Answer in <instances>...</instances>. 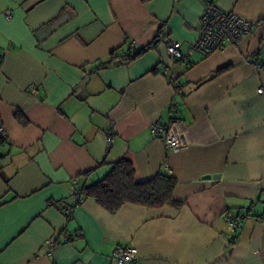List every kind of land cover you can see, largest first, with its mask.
<instances>
[{
    "label": "crops",
    "instance_id": "obj_1",
    "mask_svg": "<svg viewBox=\"0 0 264 264\" xmlns=\"http://www.w3.org/2000/svg\"><path fill=\"white\" fill-rule=\"evenodd\" d=\"M206 1L253 31L208 57L193 52L184 70L164 41L186 55ZM131 43L144 50L134 61L95 68ZM259 89L264 0H0V264H116L117 246L134 249L132 264H264ZM154 123L176 128L185 146L168 151L151 137ZM121 159L138 183L170 173L179 206L110 214L92 199L78 204L72 187L97 183ZM238 211L248 218L234 232L224 214Z\"/></svg>",
    "mask_w": 264,
    "mask_h": 264
},
{
    "label": "built area",
    "instance_id": "obj_2",
    "mask_svg": "<svg viewBox=\"0 0 264 264\" xmlns=\"http://www.w3.org/2000/svg\"><path fill=\"white\" fill-rule=\"evenodd\" d=\"M7 19L11 16L9 13L5 15ZM253 31L252 23L240 18L234 12L224 11L218 7L213 1H206L199 18V35L196 41H194L188 53L183 55L180 50V43L172 39H165L166 51L169 57L177 63L184 70L190 67V55L193 52L201 54L203 57H208L215 52L223 51L227 46H238L240 41L249 36ZM130 54H134L136 48L134 43L130 44ZM172 86L179 88L181 84L177 80H172ZM262 89L258 92L262 93ZM29 92L33 95L38 94L36 87H31ZM177 107V103L173 102L170 106L173 112ZM149 133L152 138L161 141L164 147L168 151H177L182 149L184 139L179 134L176 128L172 126H163L160 123H154L150 126ZM113 133L108 132L106 135V143L109 144L112 141ZM0 138H6V132L3 127H0ZM170 174V173H168ZM72 191L77 197L78 204L82 203L81 193L74 187ZM73 208L70 206H64L62 212L66 217V220L71 219V213ZM248 218L246 211H238L236 213L224 214V220L228 222L232 228V231H239L245 220ZM72 239V235H67L65 242ZM55 242L48 240L46 242L47 248L53 247ZM112 258L116 264H132L136 260V254L131 246H117L112 251Z\"/></svg>",
    "mask_w": 264,
    "mask_h": 264
},
{
    "label": "trees",
    "instance_id": "obj_3",
    "mask_svg": "<svg viewBox=\"0 0 264 264\" xmlns=\"http://www.w3.org/2000/svg\"><path fill=\"white\" fill-rule=\"evenodd\" d=\"M143 51L140 50L134 54L112 52L108 60L100 62L95 68L134 61ZM175 90L180 91L179 88H175ZM16 117L20 118L19 115ZM175 186L176 181L165 173H160L149 181L138 183L135 181L132 163L121 159L113 163L109 172L97 183L78 189V191L83 199H92L105 211L114 214L126 204L146 208H157L164 205L178 207L179 204L172 199Z\"/></svg>",
    "mask_w": 264,
    "mask_h": 264
}]
</instances>
